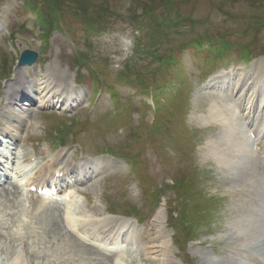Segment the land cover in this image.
<instances>
[{
  "label": "rangeland",
  "instance_id": "rangeland-1",
  "mask_svg": "<svg viewBox=\"0 0 264 264\" xmlns=\"http://www.w3.org/2000/svg\"><path fill=\"white\" fill-rule=\"evenodd\" d=\"M41 1L51 9L57 4L56 17L62 22L59 24L72 33L74 43L59 30L42 41L22 1L2 0L0 57L5 60L0 64V76L12 77L3 82L2 88L5 90L15 78L23 81L33 70V80L43 81L50 73L73 81L75 72L87 71L77 66L78 51L90 60L91 67L102 72V81L109 82L123 106L119 104L121 109L116 114L105 112L87 118L81 116L83 112L71 116L40 114L32 106L40 102V95L33 93L35 87H28L32 102L15 112L32 120L29 135L38 139L41 133L47 134L48 139L41 140V151L63 135L69 137L67 143L80 141L91 154L105 144L120 155L141 151L138 163L129 172L119 171L120 168L104 172L97 181L80 187L85 190V199L78 202V214L86 220L96 219L94 224L106 213L125 220L148 217L143 227L133 233L134 242L120 245L127 258L123 264H251L248 255L261 258L264 263V169L260 154L248 139L246 142L255 155L228 150V163L219 161L217 154L223 148L217 146L216 150L214 144L224 145L228 135L224 122L211 115L216 112H212L211 106L217 103L231 107V96L207 88V78L213 72L229 74L231 69L236 70L240 62L238 51H242L243 45L252 49L253 60H264V0ZM83 5L102 19H110L103 25V33L89 36L83 27L79 33L75 15ZM147 12L155 20L147 18ZM130 19L137 21L139 42L132 35L134 25ZM14 27L20 29L15 31ZM6 28L15 33L12 41L18 45V54L22 49L39 54L32 69L19 67L15 55L5 50L1 30ZM217 37L226 38L231 45L229 55L222 60H209L211 52L199 55L191 46L193 39ZM147 50L160 56L172 53L178 61L163 67L153 55H147ZM128 73L133 81L138 76L152 86L170 81L178 88V93L172 94L174 97H161L162 110L156 114V121L163 127L153 136L145 133L151 126V110L141 106V91L119 80L120 75ZM91 76L86 74L82 86L90 85ZM43 115L57 117L59 121L52 125ZM42 117L47 121L39 122ZM16 122L24 124V119ZM119 126L122 133L117 131ZM70 131L74 132L73 139L67 135ZM11 174L17 175L14 171ZM11 194L13 191L4 199L6 204L10 203ZM20 197L26 202L28 214H24L29 223L19 221V210L12 208L13 204L8 209L6 205L0 206L4 209L3 221L7 222L5 229L0 228V264L18 261L22 254L27 264H111V257L83 247L62 228L60 210L55 204L35 207L30 213L31 195L22 193ZM44 209L49 212L46 216L40 215ZM157 211L160 220L154 218ZM36 217L46 218L47 226L38 224ZM161 235L168 236L172 256L158 253L156 259L150 250L160 243ZM59 243H65L66 248L58 247ZM77 248L80 258L74 255Z\"/></svg>",
  "mask_w": 264,
  "mask_h": 264
},
{
  "label": "bare ground",
  "instance_id": "bare-ground-1",
  "mask_svg": "<svg viewBox=\"0 0 264 264\" xmlns=\"http://www.w3.org/2000/svg\"><path fill=\"white\" fill-rule=\"evenodd\" d=\"M258 64L262 65L261 63H258ZM258 64H257L256 69L254 68V72L259 74L258 75V79H260L261 75H262V67L260 65L258 67ZM237 75L238 74H236V76ZM52 82H53L52 80L49 81V79H47L46 80V84L44 85L46 88H49L51 91L53 90L52 94L47 96L48 98H58V95L59 96L68 95V92H66L64 89H62L63 88V84L61 83V81L57 82V84L55 86H53ZM258 84H259V82H258ZM46 88H44V89H46ZM243 88L245 89V86ZM39 89L41 90L40 92L43 91V89H41V88H39ZM255 93H256V89L254 88L251 91L249 100H248V102L246 104L243 103V95L240 94V96L238 98L239 102L237 103L236 106H232V104H231V107H230V105L229 106L226 105V106L223 107V106H220L217 103H213L212 106H211L212 112L216 111L215 113H213L211 115L213 117H215L216 120H218L220 122H224V124H223L224 125V130L227 132V135H228L224 145H221V144L217 145L216 142L214 144L215 148L217 146L219 148H221V147L223 148V150H219L217 156H218L219 161H221L224 164H227L228 163L227 161L229 160L228 156H225V154L227 153L228 150H229V152H232V151L235 152V150H236L237 151L236 154H239V152H241V154H244V156H246V155L248 156L249 153H251V156L256 154L254 149L249 148V146H248V144L246 142V140L248 139L247 135H246V132H244L242 130V127L238 125L240 123V120L237 119V121H236V116H237V114L239 112H241L244 115V120L245 121L252 122L254 118H257L258 121L255 123V125L251 123V124H248V127H251V128L255 127L254 131L256 133H258V134L262 131V129L264 128V113H260V111H259L261 104L257 105L256 103H254V98L257 96V95H255ZM11 95L12 94L8 95L9 99H10ZM45 96H46L45 93H43V97H45ZM48 98H47V101L51 100V99H48ZM67 100H69V99H67ZM255 105H257L256 110H255ZM14 117L16 118L17 116L14 114ZM7 122L11 123L10 120H7ZM22 129H24V128L22 127ZM9 132H10V130H9ZM263 138H264V136H263ZM5 142L7 143V140H5ZM211 142H213V141H211ZM225 145L229 146V149H225L226 148ZM217 148H216V150H217ZM249 150H250V152H249ZM111 166H114V165L113 164H108V166H106L105 164L102 165V167L106 168V169L107 168L109 169ZM26 167H27V165L24 166V168H26ZM62 169L63 170L64 169L68 170V165H64V167H62ZM21 174H22V177L20 178L21 180L22 179L26 180L30 176V174L27 173V172H24V173H21ZM52 175L53 174H51L50 180L52 179ZM20 179L18 181H20ZM44 181L45 180H40L39 182H44ZM15 190H16L17 195H16L15 199L9 200L10 201L9 204H6L5 200H4V199H7L8 195H4L3 196L1 194L2 198L0 197V206L6 205L4 207H6L5 209H8V208H10L9 206L11 205V207H12V204H13V208H18L19 213L21 214V216L23 215V216L26 217L27 215L24 214V213L28 214L27 211H26V208H24L26 206V202H24V200H22V198H20L18 196L19 194L24 193V191L23 190H19V189H15ZM33 198H34L33 205L31 207H29L31 209L30 213H33L35 207L37 209L41 208L43 206H47L48 207L51 204L50 202H52L50 200V198H48V197H37V198L33 197ZM14 203H16L17 206H15ZM61 203L64 205V212L63 213L67 217L66 218L67 223L70 224L71 226H72V224L79 223L78 218H82V215L79 214L80 215L79 216L77 214V210L78 209L76 208V203L73 202V201H70V202H58V203H56V205L57 204H61ZM54 208H56V207H54ZM3 211H4V209H2L0 207V228H1V230L5 229L4 228L5 224L2 221V218L4 217L3 216L4 215ZM1 213H3V214H1ZM40 213H41L40 215L46 216L49 212H48V209H44ZM44 213H45V215H44ZM84 216H86V214ZM154 218L157 219V220H160V212L159 211L156 212ZM112 220H114V219H112ZM37 221H38V223L41 224V226H44V227L47 226L46 218L45 219H41V220L37 219ZM120 221L121 220H119V222ZM43 223H45V224H43ZM119 224L120 225L122 224L123 227H124V225H125L124 219ZM14 225H15V223H14ZM93 226L94 225L86 223V228L84 227V229L89 231V232H91L92 230H94ZM159 232L161 233V231H159ZM17 239H20V238H17ZM64 244L63 243H59L58 247L59 246L60 247L64 246V248H66V246H65L66 244L65 245ZM83 247H85V246H83ZM115 248L119 249V250L121 249L120 245H119V247L116 246ZM88 249H91V248H88ZM75 251H76V252H74V253H76V254H74L75 256H79V258L82 257L80 255L79 248L75 249ZM150 251H151L150 253L156 259L159 257L158 253H161V255L163 257H164V254L167 255V258H169V256H172L171 255L172 254V250H171L170 241L168 239V236L166 237V235H161L160 243L158 245H156V246L151 247ZM70 254L73 255V253H70ZM125 260H127V258H125L124 251L121 249V253L120 254L113 256L112 263H114V264H123ZM11 264H27V262L25 260V256L22 254L20 256V260L13 261V262H11Z\"/></svg>",
  "mask_w": 264,
  "mask_h": 264
},
{
  "label": "water",
  "instance_id": "water-1",
  "mask_svg": "<svg viewBox=\"0 0 264 264\" xmlns=\"http://www.w3.org/2000/svg\"><path fill=\"white\" fill-rule=\"evenodd\" d=\"M32 56L34 57V55H32ZM26 58H28V59H26ZM21 62L31 63L32 62V58L23 56L22 59H21Z\"/></svg>",
  "mask_w": 264,
  "mask_h": 264
}]
</instances>
